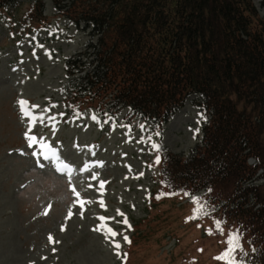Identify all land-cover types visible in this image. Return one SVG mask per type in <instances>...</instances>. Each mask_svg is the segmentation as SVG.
I'll list each match as a JSON object with an SVG mask.
<instances>
[{"label":"rangeland","instance_id":"1","mask_svg":"<svg viewBox=\"0 0 264 264\" xmlns=\"http://www.w3.org/2000/svg\"><path fill=\"white\" fill-rule=\"evenodd\" d=\"M32 1L0 11V264L210 262L218 246L198 239L193 220L182 222L186 198L150 203L159 185L154 145L190 154L206 120L201 97L188 95L160 127L127 106L100 114L74 104L67 92L77 74L69 75L66 60L90 51L97 37L91 24L58 15L53 0H41L50 24L24 32L17 19ZM251 1L264 16L263 0ZM28 136L36 137L31 147Z\"/></svg>","mask_w":264,"mask_h":264},{"label":"trees","instance_id":"2","mask_svg":"<svg viewBox=\"0 0 264 264\" xmlns=\"http://www.w3.org/2000/svg\"><path fill=\"white\" fill-rule=\"evenodd\" d=\"M14 1L0 0V11ZM53 2L58 15L91 24V35L97 37L90 51L66 60L69 75L77 74L67 92L74 104L100 114L127 106L160 127L188 95L201 97L206 121L190 154L156 147L159 185L151 193V207L167 201L175 205L203 190L198 196L203 214L190 219L197 207L193 201L179 211L184 224L193 220L198 239L215 240L218 247L206 264H264V182L244 185L258 169L264 177V16L252 1ZM43 7L41 0H33L17 22L26 31L48 26ZM85 55L92 56L86 65L81 61ZM251 157L253 165L248 164ZM229 233L238 234L240 247L218 259L228 251ZM204 247L200 242L197 249ZM193 262L196 258L185 257L175 264Z\"/></svg>","mask_w":264,"mask_h":264},{"label":"snow or ice","instance_id":"3","mask_svg":"<svg viewBox=\"0 0 264 264\" xmlns=\"http://www.w3.org/2000/svg\"><path fill=\"white\" fill-rule=\"evenodd\" d=\"M20 103L21 104H24V101H20ZM24 114L26 116L28 115L27 112H25ZM61 115H63V114H61ZM51 119H55V117H52ZM92 119L93 120H96L97 117L95 115H93L92 116ZM141 127H143V126H141ZM35 143H36V137L35 136H28V144H29V147H31ZM41 147L47 148L48 146L47 145H41ZM154 147H157V146L154 145ZM49 152H51V156L53 158H55V152L52 151L51 149H49ZM49 152L43 153L44 159H46V160L49 159ZM33 155H36V153L34 152ZM156 162H159V158H157V161ZM41 166H43V165H41ZM100 187L103 188V183H101ZM185 195H190V194L185 193ZM157 198H159V196H157ZM192 201H193V203H196L197 204V207L193 210V217H190V219L196 218V214L197 213H199V214H203L204 213V208L201 206L202 202L200 201V198H198V197H192ZM101 219H104V218L101 217ZM123 223L127 224V220L125 219L123 221ZM214 224H215V226H216V228H217L218 231L223 232V228L221 227V223H220L219 220H214ZM111 234L113 236H115L117 233L115 231H112ZM123 239L125 241H128V237L127 236H124ZM227 244L229 245L228 251L225 252L222 256L218 257V259H225V258L233 255L235 250H238L239 249L240 245H239V240H238V234H236L234 236V234L229 233L228 240H227ZM116 247L117 248L119 247V244L118 243L116 244ZM233 264H243V262L242 261H239V262L233 261Z\"/></svg>","mask_w":264,"mask_h":264},{"label":"bare ground","instance_id":"4","mask_svg":"<svg viewBox=\"0 0 264 264\" xmlns=\"http://www.w3.org/2000/svg\"><path fill=\"white\" fill-rule=\"evenodd\" d=\"M192 132L194 133V139L196 137V134H200L201 133V124L199 122H198L197 126L195 127V129ZM194 139L190 140V143H193ZM190 147H191V145H190Z\"/></svg>","mask_w":264,"mask_h":264},{"label":"built area","instance_id":"5","mask_svg":"<svg viewBox=\"0 0 264 264\" xmlns=\"http://www.w3.org/2000/svg\"><path fill=\"white\" fill-rule=\"evenodd\" d=\"M251 160L254 162L253 159H250V160H249L250 163H253V162H251ZM260 172H261V170H260L258 173H260ZM260 181H262V179H260L258 182H260ZM255 182H256V181H255ZM255 182H254V183H255Z\"/></svg>","mask_w":264,"mask_h":264}]
</instances>
